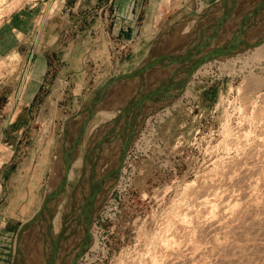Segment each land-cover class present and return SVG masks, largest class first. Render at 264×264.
Wrapping results in <instances>:
<instances>
[{"label": "rangeland", "instance_id": "374dc122", "mask_svg": "<svg viewBox=\"0 0 264 264\" xmlns=\"http://www.w3.org/2000/svg\"><path fill=\"white\" fill-rule=\"evenodd\" d=\"M148 1L0 0V146L7 123L10 122L19 100L22 99L29 106L25 125L18 135L26 129L16 139L14 147L9 148L2 142L0 149V180H4L0 186V264L12 263L17 229L34 214L37 205L42 202L45 190L47 191L54 146L48 151L47 157L50 160L41 174V193H36L38 196L29 210H21V206H25L28 200L26 183L31 177L29 166L33 164L32 158L42 139L41 134L59 141L65 126L76 125L77 130L80 108L111 76L133 69L166 26L182 19L184 13L201 12L216 0L163 2L150 21L154 32L143 40L140 29L147 18L145 8ZM249 3L250 0H237L233 5L239 13L247 9L245 5L249 6ZM157 12H160L158 19L155 17ZM189 22L187 25L190 28L195 20L190 19ZM185 26L186 23L182 30L188 31L189 28L186 30ZM257 29L254 34L261 32L256 36L250 33L249 40L264 33V26H258ZM182 30L180 32H185ZM263 43L264 39L253 47L229 55L228 59L231 61L226 64L216 60L214 64L206 66L205 62H201L188 76L176 98L147 114L135 127L120 131L121 136H111L109 147L116 145L118 152L126 146L121 159L123 163L119 161L121 166L118 167L120 169L115 185L103 206L94 214L95 218L93 216L91 219L92 247L90 245L86 248L74 264H146L152 258L151 254L157 258L153 257L154 260L147 264L154 261L156 263L158 256L159 259L162 257L161 252L156 249V243L175 228V231L178 230L177 234H186L185 227L188 225V237L190 235L192 239H197L200 236L198 240L204 238V243L212 240L213 244L216 238L220 241L221 238L216 235H201L199 226H194L199 224L194 221L200 220L197 191L198 188H203V181L215 183L214 185L222 182L218 180L223 179L224 171L233 169L232 167L235 170L236 161L232 158L237 160L249 151H253L249 164L254 163L252 166L257 170L253 174L255 178L253 175L251 178L254 188L252 195L257 200L264 199V157L261 155L264 151H260L264 150V145L253 144L261 140L263 142L264 138V53L261 55L258 51ZM75 55L81 60L76 66L71 65V58ZM80 66L81 72L85 70L83 75H76L73 70L69 73L71 68L77 70ZM154 72L157 71H147L150 74ZM173 82L171 89L163 90L164 94L169 95L175 88ZM76 85L80 88L78 91L75 90ZM116 90L117 88L113 92L108 91V96L116 93ZM105 96L106 94L100 98L101 101ZM100 99L97 103H100ZM113 100L112 98L110 102ZM98 112L97 110L86 120L81 150L84 149L87 132L93 127L91 125L102 119L107 120ZM50 116L53 122L47 134L44 124L49 121ZM36 133H39L38 136L29 146L33 153L26 162L21 179L18 172L23 158L28 154L27 146ZM239 151L241 155L238 154ZM117 152L112 153V158L119 154ZM83 154L82 151L81 156ZM70 165L72 166V161ZM102 165L107 166L106 162ZM77 167L72 166L75 173L79 171ZM214 179L217 180L211 181ZM74 181L72 180V184ZM242 182L239 181L238 186L235 184L237 187L233 185V194L236 191L240 193L244 188ZM244 182L247 184L248 179ZM220 184L216 185L218 188L215 186L217 192L221 191ZM235 197L230 198L232 202L235 201V206L246 200L241 194ZM13 204H19V207H12ZM192 208L198 209L197 212L192 211ZM63 209L64 205L61 217ZM187 210H191L193 214ZM195 212L199 216L197 219ZM53 213L54 211V216ZM250 214L256 217L247 218L234 234H228L229 241L231 239L240 244L236 246L238 249L235 247L231 249L233 251H226V255L231 257L233 254L232 258L235 260L222 264H264V211H250ZM181 218L186 224L184 231L176 227ZM55 220L60 226L59 217ZM191 230H195L194 234ZM34 232L26 237L27 243ZM182 247L184 250L185 245ZM46 252L45 257L52 254ZM236 256L239 258L236 259ZM166 258L169 263V256ZM213 263H216L215 260Z\"/></svg>", "mask_w": 264, "mask_h": 264}, {"label": "bare ground", "instance_id": "6f19581e", "mask_svg": "<svg viewBox=\"0 0 264 264\" xmlns=\"http://www.w3.org/2000/svg\"><path fill=\"white\" fill-rule=\"evenodd\" d=\"M163 2H170V0H152V8H153V6L155 4H158V5H156L158 7ZM197 9H199V8H197ZM197 11H199V10H197ZM155 17H156V19H158L160 17V12H157ZM193 19L195 20V18H193ZM193 19L191 18L192 21H193ZM189 20H187L185 22L184 21L182 22L183 24L186 23V26H185L186 30H188V28H189L188 25H187L188 23H190ZM191 24H192V22H191ZM153 28H154L153 24L151 22H147L146 26L142 29V34L143 35L147 34V36L150 35L152 33V31H153ZM262 28H263V26H262ZM180 29L182 30L181 25H180ZM263 31H264V29H263ZM259 32H261V31H259ZM258 33H256V34H258ZM256 34H254V36H256ZM172 36L170 35L169 37L171 38ZM254 36H253V39L255 38ZM170 38L168 39L169 41H173V40L175 41L174 38H173V40H171ZM256 47H259V46H256ZM256 47H255V49H256ZM258 51L261 53V55H262V53H264V43L260 45ZM258 51H257V54L259 55ZM234 54H232V55H234ZM253 55H254V53H253ZM228 56L229 55H224L222 57H213V58L208 59L207 61H204L205 62L204 64H207L206 66L212 65V64H214L216 62V60H220V61H222L223 63L226 64V62L229 61ZM257 58H260V57H257ZM233 61H234V59H233ZM171 73H173V74H170V77H169V78H171V81L169 79H168L169 81H166V82L162 81V83L160 85H157L156 90H159L160 92L163 93L164 89H165L164 91H166V90L168 91L169 89H171L170 86L172 85V82L174 80H178V78L180 77L179 68L177 66L174 67L173 70L171 71ZM247 82H249V81H247ZM77 88L78 87H76L75 90ZM115 88H117L116 91L120 92V94L122 93L123 96H116L117 92L116 93L114 92L115 93V95L113 96L114 100L111 101V102L110 101L107 102L100 109H98V111H99L98 113H100V116L105 118V119H107V120H109L112 117H114L115 115H117L120 112V110L123 108L125 103H126V99L124 98L126 93H125L124 90L128 91L129 87L127 88L126 86L125 87L116 86ZM110 90L111 89H109V91ZM179 93H177V95H175L174 98H176L179 95ZM22 101H23L22 99L19 100L18 104L16 105L15 111L13 113V116H12L10 122L8 121V123H7V131H8L7 133L9 135V139H12L14 136L18 135V133L23 129L22 127H24L25 121H26V119L28 117V115H27V105H28V103L27 102L23 103ZM114 109H117L118 111L117 110L114 111ZM82 115L84 116V112L81 111V116L78 118V121L79 120L81 121ZM146 115H144V117ZM103 121H105V120L102 119L101 122H99V121H97L96 123L94 122L96 124L95 125L93 123L95 126L93 124L91 125L93 127L90 129L89 132H87V135H86V138H85V143H84V149H82V150H81L80 147H81V142L83 144V139L82 138H84V136L81 135L79 137V130L78 129L76 130V125L72 126V125H68V123L66 124L68 126H65V128L63 130L64 131V135L62 134L63 137L60 140V146L61 147H65L66 146L67 150H69L70 152H73V158L71 160L72 161V166H78L77 168L79 169V171H77L75 173L74 169H72V166L69 164L70 165V169H69V166H68L67 171H66V177L64 178L65 179V183H66L65 187H64L65 195L63 196L62 200L55 206L56 210H54V213H53L54 216L53 215L50 216V224H49L50 225L49 226L50 229H48L47 225L43 223L41 225L42 226V230H39L40 229L39 227L36 228V230H35V228H33L31 230V234L34 231H37V233L34 232L35 234L32 235L29 238L28 243L26 245H23V247H24L23 248L24 255L22 257V260H20V262L17 263V264H51L52 262H53V264H56L57 262L59 263L61 258L63 256L65 257V255L68 253V251L72 248L71 247L72 243H73L72 240H74V239L76 240V238L79 237L78 236L79 235V231H76L78 227L74 228V225L72 226V224H71V226L65 225V227L67 229H66V232L63 234L62 237H60L59 235H56L57 232L59 231L60 227H61V218H62L61 217V209L63 208L64 202L67 200V197H68L69 193L71 192L74 184L76 183V181L79 178V173H80V168L82 166V158H83V156H81V152L83 151V153H84L85 145H86L88 136L90 135V132L92 131V129L97 127ZM46 122L47 123L44 124V129L46 128L47 134H48L50 125H52V122H53L52 121V117L50 116L49 121H46ZM43 133H44V131H43ZM98 135L100 137L97 139V143H95V146H94V149H93V151H95V152L91 155V161H89V164H88L89 171H90L89 174L91 175L92 173H94V179H95L96 183L98 184L97 187L99 186L97 191L95 192L96 196L93 199L92 204H91L92 206H91L90 220H89V222H90L89 226L90 227H91V219L93 218V216L96 213V211L99 210L100 207L103 206L104 202L106 201L107 197L109 196V193L111 192V190L113 189V187L115 185V179H116V177H118L117 175L119 174L118 171L120 169L118 167L121 166V165H119V161H121V159H123V156H124L123 150L126 147L125 145H124L125 147H123V148L120 147L121 150L118 151L119 154H116L119 157L116 158L117 156L115 155L116 157L112 158V153L117 152L116 150L118 149V147L116 145H112V147H109L110 143L112 141V140H110L112 135L109 136L106 139H103V137H105V134H103V131H101ZM114 135H113L114 136L113 138H116L117 135H118V137L121 136L120 133L119 134L116 133ZM3 137H4V135H3ZM41 137H42V139L40 140L38 149L36 150V152H35V154H34V156L32 158L33 164L29 166V172L31 174V177L26 183V187L28 189V191L26 192V195L28 197V200H27L28 205L26 203V206H24V209H28L29 204L33 203L34 200L36 199V196H38V195H36V193H37L36 187L39 184V181H40V178H41V174L44 172V169L47 166V161L50 160V157L49 158L47 157L48 151L53 146L55 147L57 145V143H58V140L56 141V139H54V137H52V136L51 137H49V136L48 137H46V136L44 137L41 134ZM73 137H75V139H73ZM259 138H261V137H259ZM2 140H3V138H2ZM253 144L264 145V138H263V142L261 140L258 143L254 142ZM108 147H109V149H108ZM242 147H245V146H242ZM258 149H260V147L257 148V150ZM260 151L263 152L264 150H260ZM62 152L63 151L59 148L57 152H54V155L52 157L53 162H52V165H51V168H50L49 179L47 181L48 182V185H47L48 187H47V191H46L47 193H50L51 190L55 189L57 187V185L62 182L61 173H62V170H63L62 169V164H63V160H64ZM258 152H257V154H258ZM122 154H123V156H122ZM238 154L241 155V152L238 153ZM263 154H261V155L264 157ZM234 155H236V154H234ZM240 155H238V156H240ZM75 156H76V158H75ZM242 156H240L241 158H239V159L237 158V160H235L236 158H232L234 161H236L235 170H234V167H232V165H231L229 167H232L233 169H230L228 171L225 169L226 171H224V173L222 172V170L220 171L221 175H222V173L224 174V175H222L223 176L222 177L223 179L221 178L222 180H220L218 178L219 179L218 181H222L220 183H222V186H223V187H221V184L218 182L220 184V187H221V189L219 188L221 190L220 192H217L215 190L216 187H217L216 185H219V184H216V185H214L215 183L214 184H212V183L208 184V182L207 183L204 182L203 179L201 180L205 184H203V188L202 189L198 188L199 190L197 191V193H199V194L197 195L198 199L196 201L197 205L200 207V209L198 210V209H195V208L193 209L192 208V211H196V210L199 211L198 215L200 217L197 215V213H196L197 211L195 212L196 215L194 213V215L196 216V219H197V217H199V219L201 220L202 217H203L202 221H200L198 219H197L198 221L197 220L194 221V222H198L199 223V224L197 223L198 225H194V226H195V228H197L196 226H199L198 230L201 231V235L202 234L203 235L207 234L208 237H209V235H212L213 237H214V235H216L218 238H221V240L219 239L220 241H218V239L216 238L217 242L215 241L213 244L211 243L212 240H210V243H208V241H206L209 244V245L208 244L206 245V242L204 243V241H203L204 240V238H203L204 236L201 237V239L203 238V240H198V238L200 236L197 239L196 238L192 239V237H190V235H189V237H190V239H189L188 234H187L189 232L188 231L189 230L188 229L189 225H188V227H185V229L187 228L186 229L187 231H185V233L186 232L187 233L184 234V235L177 234L178 230L175 231V229H176L175 228L173 230L174 232L171 231V233H169V235L165 236L163 239H160V241L158 240L159 242L157 241L158 243H156V245H157L156 249L158 248L157 250L161 252V256L163 257V259H161L162 258L161 256H160L161 258L159 259V256H158V261L156 259L157 262L155 263V261H154L151 264H166V263L167 264H220V263L222 264V262H226V261L230 262L231 260H235L234 257L232 258V255H233L232 253L233 252L230 253L232 255H231V257H229L230 255L228 254L229 256H227L226 253H228V252H226V251L235 248L240 243L238 244V242L236 243L234 240H231L230 238H229L230 239V241H229L228 240V234L231 235L230 233L235 232V230L237 228H239L242 225L243 222L245 223V220H247V218L250 217V218L254 219L256 217V216L252 217L254 215L250 214V211L251 212L252 211H261V210L264 211V199L262 200L263 201L262 202L261 199L257 200L256 197L254 198L253 195H252V193H254V191H253L254 188H253V184H252L253 182L251 181V178H252V175L254 173H256L255 171H257V170H255L256 167L254 166L255 167L254 168L252 166V164L254 165V163H252L251 165L249 164V162H250L249 159H252V157H253V151L252 152L249 151L248 154H246L245 156L244 155H242ZM235 157H237V156H235ZM259 157H260V154H259ZM234 161H231V162L234 163ZM263 161H264V159H263ZM103 162L104 163L106 162L107 166H103L102 165ZM227 165H229V164L227 163ZM233 165H235V164H233ZM236 167H237L238 170H236ZM258 168H260V167H258ZM234 171H236V172H234ZM216 177H214V178H216ZM253 177H254V175H253ZM89 178H92V175ZM246 178L248 179L247 184L245 183L246 181L244 182V180ZM209 179H211V178H209ZM72 180H75L73 184H72ZM216 180L214 179V180H211V181L214 182ZM262 180H263V184L262 185L264 186V179H262ZM239 181H243L242 184H244V185H242V186L244 188L241 189L240 193L238 191H236V190H234V191H236V193L238 192L237 195L241 194V195H243V198L246 197L245 198L246 200L244 199L245 201L243 202V204H242V202H240V205L235 206L236 204L235 205L233 204V202H235V201L232 202V199L230 200V198L233 197V199H235L236 198L235 196H237V195H235L236 193L233 194L234 192L232 193L231 191L233 190L232 188H234L236 185L238 186V184H239L238 182ZM83 185H84L83 187L85 189L87 187H89V185H87V183H86V180L83 182ZM199 185H201V184H199ZM233 185H234V187H233ZM201 186H199V187H201ZM230 186H232L231 190L229 189ZM240 187L241 186H239V188ZM257 187L259 188V186H257ZM219 189H218V191H219ZM254 196H256V195H254ZM258 197H259V195H258ZM262 198H264V197H262ZM40 199H41V197H40ZM237 200L238 199H236V201ZM239 200H240V197H239ZM77 203H78L77 201H75L74 203H71L73 208L77 207ZM40 204L41 203H39V205L37 206L36 209H38ZM187 209H191V208H187ZM190 211L191 210H189L188 212H190ZM188 212H186V213H188ZM180 213H181V211H180ZM190 213L193 214L192 212H190ZM194 215H193V218L195 217ZM57 217H59L60 226L56 224V220L55 219ZM94 218H95V216H94ZM182 220H183V222H182ZM182 220H181V222L179 221L180 222L179 224L177 223V226H176L177 229L182 230L184 228V226L186 225L185 222H184V219H182ZM186 221L188 222L187 218H186ZM92 222H93V220H92ZM188 223H190V221ZM194 224H196V223H194ZM190 225H192V223ZM90 227H89V231H90ZM190 228H191V226H190ZM193 228L194 227H192V230H193ZM72 230H74V231H72ZM192 230H191V232H192ZM195 230L192 232L193 234H194ZM198 230L196 232H198ZM183 231H184V229H183ZM183 231H182V233H184ZM198 233H200V232H198ZM90 234L93 235L91 233V231H90ZM29 236H27V237H29ZM180 236H182L181 239H180ZM192 236H194V235H192ZM235 237L237 238V236H235ZM26 239H28V238H26ZM205 239H206V237H205ZM208 240H209V238H208ZM260 244H262V243H260ZM90 245H91V239H90V242H89L87 248H89ZM182 245L183 246L185 245V247H184L185 249L184 250H183ZM91 247H92V245H91ZM54 248H58V249L55 250ZM52 249H54L55 251L52 250ZM46 251H48V252H50V254L51 253L52 254L50 256L47 255L45 257V255L47 253ZM231 251H233V250H231ZM236 251L237 250H235V252ZM236 254H234V255H236ZM166 256L167 257L169 256V258H170V262L169 263H168L169 260H167L168 258H166ZM48 257H49L50 260L47 259ZM151 257L155 258L156 255L154 256V254L153 255L151 254ZM152 258H149L150 262L154 260ZM164 258H166L167 262L164 260ZM238 258L236 256V259H238ZM212 260H213V262L215 260L216 263H213ZM149 261H146V264ZM228 262H226V263H228Z\"/></svg>", "mask_w": 264, "mask_h": 264}, {"label": "water", "instance_id": "95a60500", "mask_svg": "<svg viewBox=\"0 0 264 264\" xmlns=\"http://www.w3.org/2000/svg\"><path fill=\"white\" fill-rule=\"evenodd\" d=\"M236 2L237 0H216L201 12L195 13L192 11L184 13L182 19L171 23L163 29L151 44L147 54L133 69L111 76L82 105L80 111L84 112V116L82 115L81 121H78L80 124L78 127L79 137L85 129L86 120L115 95L113 93L108 96L107 92L109 89L113 92L116 86L129 87L128 91L124 90L126 93L124 96L126 103L120 112L92 129L87 139L79 178L64 204L61 229L56 234L62 237L67 229L65 225L71 226L72 224L74 228L78 227L76 231H79V237L76 240H72V248L56 264H73L85 251L91 239L89 231L91 204L99 186L97 187L98 184L94 179V173L91 174L92 178H89L91 175L89 174L88 164L91 161V155L95 152L93 149L95 143H97V139L100 137L98 134L103 131V134H105L103 139H106L120 131L135 127L143 119L144 115L155 111L160 105L172 100L182 90L188 76L201 62L213 57L234 54L244 48L253 47L264 39V33L252 40H249L248 36L250 33L254 34L258 26L260 28L264 26V0H250V5H245L247 9L239 13L235 5H233ZM191 18H195L193 25L188 31L180 32V25L181 27L183 26L182 22ZM170 35H173L171 37L172 40L173 38L175 39L173 43L168 40ZM213 39L216 41H211ZM176 66L179 68L180 77L173 82L175 88L171 93L168 95L156 90L157 85L169 79L171 71ZM149 70L157 72L150 74L147 73ZM103 94H106V96L101 101L100 98L104 96ZM116 96H123V94L117 91ZM99 99L100 103H97ZM62 134L64 135V131ZM63 135L60 136L54 151L57 152L59 148L63 151L62 182L60 181L61 183L51 190L50 193H47L45 190L39 208L29 219L19 225L16 232L14 255L11 264H17L22 260L24 255L23 245H26V237L33 228L36 230L39 227V230H42L41 225L44 223L50 229V216L55 206L65 195L64 178L73 158V152L67 150L66 146H60V140ZM52 162L53 160L51 161L50 168ZM85 180L87 185H89L86 189L83 187ZM75 201L78 202L77 207L73 208L71 203Z\"/></svg>", "mask_w": 264, "mask_h": 264}, {"label": "crops", "instance_id": "0c3cea01", "mask_svg": "<svg viewBox=\"0 0 264 264\" xmlns=\"http://www.w3.org/2000/svg\"><path fill=\"white\" fill-rule=\"evenodd\" d=\"M151 2V3H150ZM150 4V5H149ZM156 5H158V4H155L154 6H153V8H152V0H149L148 1V3H147V6H146V8H145V16L147 17L146 19H145V22H144V24H143V26L147 23V22H150L151 21V19H152V17H154L153 16V14L157 11V6ZM150 6V7H149ZM156 6V7H155ZM143 26H141V29H140V35H141V37H142V39L144 40V39H146V38H149V36L154 32V30L152 31V33L150 34V35H148L147 36V34H145V35H143L142 33H141V31H142V28H143ZM141 37H140V39H141ZM100 55V54H99ZM102 55H104V53H102ZM141 59V58H140ZM140 59L135 63V64H137L139 61H140ZM80 57L78 56V55H75V56H72V58H71V65H77L78 63H80ZM72 70H73V72L75 71V74L76 75H78V74H84V71L85 70H83V72H81L80 70H81V66L80 67H78L77 68V70H76V68H74V69H72L71 68V70H69V73H71L72 72ZM77 71V72H76ZM68 75V74H67ZM66 75V76H67ZM66 76H65V78H66ZM77 78H78V76H77ZM84 79V78H83ZM83 79H81V80H83ZM76 87H77V85H76ZM82 88V87H81ZM80 88L78 87L77 89H76V91H78ZM27 108H29V106L27 105ZM5 126V125H4ZM51 126V125H50ZM27 127H28V125H27ZM54 127V126H53ZM2 130H4V128L2 127L1 128ZM26 129V128H25ZM24 129V130H25ZM24 130H23V132H24ZM42 131V130H41ZM40 131V132H41ZM8 131H7V129H5V132H4V137H3V140H2V142H3V144H6V145H8L9 146V148H12V147H14V143H15V140L16 139H18L19 138V136L23 133V132H21V134L20 135H18V136H14L12 139H9V135H8V133H7ZM39 132V133H40ZM39 133H36V135L35 136H33L32 138H31V140H30V142H29V144H28V146H27V150H28V154L23 158V161H22V165H21V169L19 170V172H18V175L21 177V179L23 178V176H24V171H25V167H26V162L28 161V159H29V157H31V155H32V149H30L29 148V146H30V144L32 143V140L35 138V137H37L38 136V134ZM1 136V135H0ZM15 139V140H14ZM10 141V142H9ZM2 142H1V146H2ZM1 146H0V149H1ZM55 148H56V146H55ZM54 151H55V149H54ZM54 153V152H53ZM52 157H53V155H52ZM51 163V162H50ZM46 169V168H45ZM49 169H50V165H49ZM45 171V170H44ZM2 182H4V180L2 181V180H0V186H1V184H2ZM39 183L40 184H38L37 185V187H36V189L38 188V190H37V192L39 191V193H41V187H42V185H43V181L42 182H40L39 181ZM35 201V200H34ZM27 203V202H26ZM32 204H34V202L33 203H30L29 204V206H28V209H24V206H21V210L22 211H27V210H29L31 207H32ZM27 205H28V203H27ZM39 205V204H38ZM37 205V206H38ZM26 206V205H25ZM12 207H16V208H18L19 207V204H17V205H14L13 204V206ZM37 208V207H36ZM35 211V210H34ZM11 219V218H10ZM8 261H9V258H8ZM9 264V263H8Z\"/></svg>", "mask_w": 264, "mask_h": 264}]
</instances>
